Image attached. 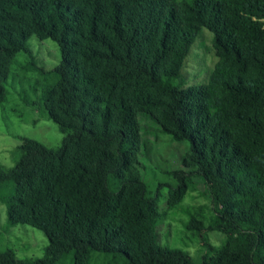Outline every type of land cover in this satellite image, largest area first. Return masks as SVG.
<instances>
[{"label": "trees", "instance_id": "16d2710c", "mask_svg": "<svg viewBox=\"0 0 264 264\" xmlns=\"http://www.w3.org/2000/svg\"><path fill=\"white\" fill-rule=\"evenodd\" d=\"M203 27L216 61L205 82L178 85ZM30 35L58 46L42 106L63 136L53 148L23 137L13 165L0 166L7 223L48 241L41 257L0 250V264H264V0H0V102ZM140 114L186 142L168 204L193 177L210 194L207 227L225 240L199 263L155 240L136 260L108 240L125 188L143 183ZM134 203L157 218L154 197ZM197 220L187 227L198 233Z\"/></svg>", "mask_w": 264, "mask_h": 264}, {"label": "rangeland", "instance_id": "374dc122", "mask_svg": "<svg viewBox=\"0 0 264 264\" xmlns=\"http://www.w3.org/2000/svg\"><path fill=\"white\" fill-rule=\"evenodd\" d=\"M211 38L208 29H200L176 79L178 85L207 80L216 61ZM26 45L30 55L21 51L14 56L5 82L7 95L0 102V166L5 167L13 165L17 159V147L23 137L53 148L60 144L63 136L57 125L45 116L42 106L44 93L57 80L54 67L59 61L58 46L49 38L38 39L34 35L27 38ZM139 123L142 143L138 167L143 183L125 188L108 240L125 241L136 260L144 258L155 240L184 250L194 263H199L225 240L223 233L207 227L212 212L210 194L203 181L193 177L178 206L171 207L169 193L177 181L169 172L183 169L181 159L186 142L160 131L148 115L140 114ZM140 192L155 198L157 218L134 203ZM192 217L204 223L198 233L187 227ZM47 242L46 236L30 225L8 224L5 205L0 201V250L11 249L19 259L41 257Z\"/></svg>", "mask_w": 264, "mask_h": 264}]
</instances>
